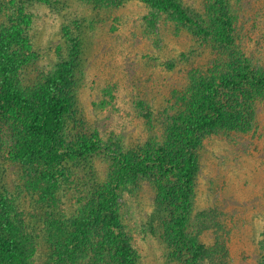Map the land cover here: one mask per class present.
<instances>
[{"label":"rangeland","instance_id":"obj_1","mask_svg":"<svg viewBox=\"0 0 264 264\" xmlns=\"http://www.w3.org/2000/svg\"><path fill=\"white\" fill-rule=\"evenodd\" d=\"M230 1L237 16L234 51L257 71L264 69V0ZM182 2L201 14L213 0ZM178 21L138 0L117 8L94 6L90 0H0V35L18 30L26 61L21 78L28 85L69 58L73 46L66 30L80 39L76 116L109 149V156L52 169L50 174L59 173L35 188L21 183L16 164L0 163L1 195L16 203L17 217L40 239L35 264L47 259L42 229L50 210L71 217L95 175L118 212L119 229L133 245L138 264H264L263 87L239 94L235 123L211 130L202 140L186 209L180 195L158 206L167 180L162 172L136 176L116 155L119 166L112 168L110 151L119 141L142 149L164 134L155 120L181 96L176 92H184L194 72L213 70L215 81L220 77L214 32L203 37L181 29ZM223 98L227 102L230 95ZM2 142L0 153L6 155ZM194 241L203 246L202 257L195 256Z\"/></svg>","mask_w":264,"mask_h":264},{"label":"trees","instance_id":"obj_2","mask_svg":"<svg viewBox=\"0 0 264 264\" xmlns=\"http://www.w3.org/2000/svg\"><path fill=\"white\" fill-rule=\"evenodd\" d=\"M126 1L90 0L94 6L103 8L106 5L117 8ZM138 1L176 16L181 29L203 37L212 31L218 40L220 64L215 65V70L221 71L218 80L215 81L213 70L194 72L184 92H176L181 96L162 108L164 117L155 120L164 127V134L147 141L142 149L119 141L114 151H110L114 155L113 158L110 155L114 169L119 166L116 155L136 176L162 172L167 180L161 186L158 206L180 195L186 209L191 201L198 169L197 150L202 140L211 130L235 123V100L248 88H264V69L258 67L257 71L250 59L241 61L234 51L237 16L230 0H213L208 12L201 14L187 8L182 0ZM65 35L73 46L69 58L30 85L21 78L26 61L18 46L21 40L18 30H6L0 35V140L6 146V155L0 153V163L7 159L16 164L21 183L29 187L35 188L46 178H54L59 171L49 172L59 166L109 156L108 147L99 139L95 141L96 133L87 131L83 118L76 116L79 92L76 80L81 73L83 46L68 30ZM226 94L230 99L223 102ZM173 177L177 180H172ZM100 187L95 175L71 217L50 210L42 229L48 253L41 264H138L133 245L119 229L118 212L111 199L102 193L106 189ZM39 202L45 204V200ZM17 211L16 203L0 193V264H35L40 239L32 235L33 227L29 228L23 217H17L21 216ZM193 243L195 256L202 257L203 246Z\"/></svg>","mask_w":264,"mask_h":264}]
</instances>
